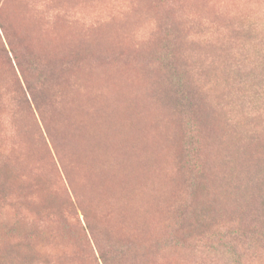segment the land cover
Here are the masks:
<instances>
[{
    "label": "rangeland",
    "instance_id": "1",
    "mask_svg": "<svg viewBox=\"0 0 264 264\" xmlns=\"http://www.w3.org/2000/svg\"><path fill=\"white\" fill-rule=\"evenodd\" d=\"M53 61L76 77L77 88L66 97L94 108L85 112L79 144L84 146L91 137L100 151L80 158L75 150L78 175L102 207L107 204L103 196L118 197L111 186L123 178L146 202L143 206L153 205L145 207L144 214L134 206L126 233L147 246L156 243L162 256L153 264H264V241H245L247 256L241 259L226 246L225 236L243 234V228L238 231L234 225L245 219L226 213L231 206L226 195L231 193L224 184L207 178L199 193L186 198L189 168L182 163L183 141L184 135H196L197 128L187 113L175 108H184L180 103L174 104L171 115L176 186H164L169 180L162 170L166 147L148 98L151 93L154 100L164 90L173 99L178 88L187 85L192 92L186 90V99L200 103L204 119L226 130L235 126L232 136L239 140L256 136L264 144V0H0V251H17L14 255L20 260L15 264H102L82 215L88 214L93 234L100 238L97 225L103 221L95 214L99 212L83 202L69 165L53 157L39 131L33 100L44 101L39 77H53ZM174 73L183 86L176 88L167 80ZM84 90L89 92L86 98ZM47 93L48 89L46 98ZM59 93L55 89L52 95ZM108 96L119 112L116 124L104 119L111 107ZM40 112L49 120L47 104ZM146 139L166 157L159 165L164 182L160 175L157 181H144L146 170H139L138 176L116 175L104 187L93 181L125 162L127 156L116 147L133 143L142 149ZM29 156L32 161L26 159ZM195 169L207 177L209 169L218 171L220 165ZM157 189L174 192L161 217H153ZM175 206L179 207L173 212ZM151 219L157 224L148 237L144 231L150 229ZM140 224L144 227L137 228ZM33 229L44 237L28 245L23 238L33 236Z\"/></svg>",
    "mask_w": 264,
    "mask_h": 264
},
{
    "label": "trees",
    "instance_id": "2",
    "mask_svg": "<svg viewBox=\"0 0 264 264\" xmlns=\"http://www.w3.org/2000/svg\"><path fill=\"white\" fill-rule=\"evenodd\" d=\"M64 67L65 65L59 66L53 61L50 63L53 77H50V79H45L44 76L39 77L42 93L44 91L47 92L48 89L47 98L46 92L42 95L44 98L43 102L33 100L37 108L36 111L40 116L39 124L43 129L41 130L38 126L39 131L42 135L44 134L47 143L51 146L49 148L50 152L53 153V157L59 160L64 158L66 164L69 165L67 166L68 172L73 183L75 181L79 193L83 196V202L86 201L93 211L96 210L99 212L94 213L99 215V218L103 221L97 225L100 238L94 236L88 222V214L84 211L82 213L85 222H87L84 228L92 233L90 242H92V248L98 255V261L102 264H153L162 256L156 243L147 246L142 241L126 234L130 233L128 229H130L131 225H128L127 221L131 217L132 212H134V206L137 205L140 213L144 214V208L152 209L153 205L149 203V205L143 206L146 202L137 194L134 187L126 183V179L123 178L122 181H115L111 186V190L118 197L103 196L107 204L102 207L99 200L92 195L87 183L78 175L74 161L77 156L75 148L78 153H82L88 146L93 145L90 137V140L84 145L85 147L74 146L73 144L77 138L76 131L79 125L86 120L87 116L85 112L93 111L94 108L91 106L92 110H89L87 108L88 106L84 105V103L83 105H79L74 100L66 97L67 93L75 92L77 85L75 83L76 77L70 76L63 69ZM174 75L172 78L170 77L172 81L168 77L167 80L174 83L176 88L179 85L183 86L185 83L178 82L179 77L175 73ZM85 77L86 75L84 74L83 78ZM26 87L29 91L33 90V86L30 83H27ZM184 87L178 88L174 93L173 99L164 90L158 92L157 98L163 105L160 104L156 97L153 100L151 93L148 95L151 106L156 109L152 113L153 118L160 122L158 131L163 137V142L166 147L167 159L164 171L168 175L169 180L164 186H171V184L176 186L174 175L171 172L175 161L174 155H177L175 151L176 132L174 125L172 126L171 115L175 113L172 109L174 108V104L180 103L184 108H180V106L175 108L180 109L179 113H181V110L187 113L188 120L193 119V123L196 124L195 129L197 128L196 135L194 132L193 135L189 133V136H186L182 132L184 135L182 163L188 166L190 174L186 177L188 189L185 196L190 199L199 193L202 182L207 178L214 183L221 182L227 187V190L230 191L232 196L229 194L226 195L231 205L226 213H236L238 214L237 217H244L245 220L237 219L239 222L234 225L238 228V231L241 230L239 227H242L243 230L241 231L243 234L241 235L240 231L235 234H230L224 237V241L228 249L236 255L237 259L244 258L247 256V243L245 241H249L251 244L264 241V234H254L258 229L264 231V144L256 136L246 139L241 137V140H239L236 135L232 136L236 132L234 131L235 126H230L226 130L222 126H218L213 120L206 117L204 119L203 114L200 115V111L202 113L200 103L197 104L194 98L192 100L186 99L188 96L186 90L190 95L192 91L187 85H184ZM55 89H59L60 91L58 97L54 94L52 95ZM63 91H66L64 96L62 94ZM86 94H89V92L85 91L84 98H86ZM43 103L44 106L47 104V110L49 111V116H47L49 120H46L40 112ZM63 115H66V117L64 118ZM181 121L185 126H189L184 117H182ZM76 125H78L77 129ZM199 132L200 136H197ZM26 151L28 152L29 150ZM26 159L32 161L33 157L29 156ZM214 162L219 163L220 169L218 171L209 169V176L207 177L195 169L196 167L205 168L206 166L209 168V164ZM226 165L232 166L234 169H225L223 166ZM166 188L170 187L166 186ZM240 194L243 195L242 200L238 199ZM173 197L174 192H163L159 190L156 193V200L158 201L156 206L157 211L153 214V217H161L162 211L165 208L164 204L166 206L170 203ZM144 198L146 197L144 196ZM244 203L245 205L240 207ZM187 205L189 206V203ZM71 206L72 213L76 215L75 207H73V204ZM179 206H175L173 212ZM147 223L151 227L149 230L144 231V233L150 237L154 232L153 227H156L157 222L151 219ZM140 227L143 228L144 225L140 224L137 226V228ZM30 231L33 236L25 235L23 238L28 245L35 240L43 239L44 234L39 229ZM6 250L0 251V264H15V261L20 260L17 255H14L17 251L13 248H7Z\"/></svg>",
    "mask_w": 264,
    "mask_h": 264
},
{
    "label": "bare ground",
    "instance_id": "3",
    "mask_svg": "<svg viewBox=\"0 0 264 264\" xmlns=\"http://www.w3.org/2000/svg\"><path fill=\"white\" fill-rule=\"evenodd\" d=\"M86 82H87V80H86ZM83 85H84V83H83ZM90 86L93 87L92 85H90ZM93 89H95V88H93ZM106 98L107 97L105 96V99ZM110 98H111V96H108V99H109L108 105L112 101V100H110ZM92 102H93V100H92ZM103 102H105V101L103 100ZM96 104L98 106V103H96ZM110 106H111L110 107L111 109L109 108L110 112H109L108 115H105L107 117H104V119L106 121H108V122H113V123L116 124L117 121L119 120V112L117 113L116 110L113 108V106L111 104H110ZM101 107H103V106H101ZM108 124H111V123H108ZM77 127H78V125H76V129H77ZM81 127H82V124L79 125V128L76 131L77 132V138L75 140V145L74 146H76V145L80 146L79 140L81 138V132H80ZM116 131H119V127L118 126L116 127ZM90 147H91L92 150L90 149L89 152H84L83 151L82 153H78L80 155V158H81V155H83V154L88 153L89 157H90V154L92 152L100 151V148L97 145V140H96L95 146H90ZM118 148H122V151H121V153L119 152V154H121V155H123L125 157L127 156V158H126L125 162H121L122 165L119 168L117 167L116 170L113 171L112 173H109V175H106V176L100 177V178H96V179L93 180L99 187H104V184H106L108 180H112L113 177H115L116 175L118 176L119 174H132V176H138L139 173H140L139 170H146L145 176L143 177L144 181L149 180L150 178H154V180L157 181L159 175H160V177H161L160 179L162 181L164 175L161 176V174H160V170L161 169H160L159 165H160L161 159L164 160V158H166V157H164L163 155H160L158 148L156 149L153 146V143H152L151 139H146L145 140L144 147L142 149L140 147H138L137 145L133 144V143H129L127 146H123V144H121L120 146L116 147V149H118ZM125 148H128V149H125ZM75 150L77 151L76 148H75ZM83 157L85 158V156H83ZM91 159H93V158H91ZM162 170L164 171V169H162ZM86 177L91 178V176H89L88 174L86 175ZM160 179H159V184L161 185ZM164 179H165V177H164ZM164 179H163V182H164ZM158 188L160 189V187H158ZM159 189H157V190H159Z\"/></svg>",
    "mask_w": 264,
    "mask_h": 264
}]
</instances>
